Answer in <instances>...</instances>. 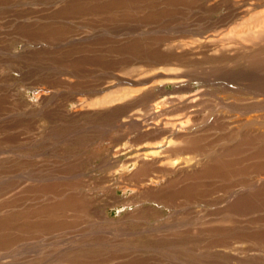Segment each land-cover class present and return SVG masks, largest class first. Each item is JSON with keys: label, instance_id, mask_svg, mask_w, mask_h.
I'll return each mask as SVG.
<instances>
[{"label": "rangeland", "instance_id": "rangeland-1", "mask_svg": "<svg viewBox=\"0 0 264 264\" xmlns=\"http://www.w3.org/2000/svg\"><path fill=\"white\" fill-rule=\"evenodd\" d=\"M0 264H264V0H0Z\"/></svg>", "mask_w": 264, "mask_h": 264}, {"label": "bare ground", "instance_id": "bare-ground-1", "mask_svg": "<svg viewBox=\"0 0 264 264\" xmlns=\"http://www.w3.org/2000/svg\"><path fill=\"white\" fill-rule=\"evenodd\" d=\"M147 89V88H146ZM132 122H137L136 121V119H135V116H132V117H126V119L123 121V124H128V123H132ZM139 123V122H138ZM145 128V127H144ZM147 129H146V132H153V130L154 129H156L157 128V126L156 125H149V126H147L146 127ZM181 129V128H180ZM160 131H162L163 133H162V135H165V134H173L174 133V130H172V131H167L166 129H163V130H160ZM140 152V151H139ZM146 154V153H145ZM145 154H143V155H145ZM152 156V155H151ZM149 157V156H148ZM148 157H147V159H148ZM134 159V158H133ZM150 159V158H149ZM152 159V158H151ZM153 160L155 161L156 159H154L153 158ZM145 158H143L142 159V157H141V160L140 159H138V161L137 162H140L141 163V165H142V163H145ZM148 161V160H147ZM134 162H135V160H134Z\"/></svg>", "mask_w": 264, "mask_h": 264}]
</instances>
